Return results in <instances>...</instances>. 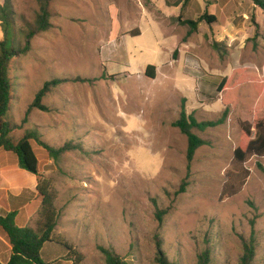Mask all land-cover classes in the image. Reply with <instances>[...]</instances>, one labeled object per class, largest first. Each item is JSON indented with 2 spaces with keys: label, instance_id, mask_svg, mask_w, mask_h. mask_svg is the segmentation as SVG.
Listing matches in <instances>:
<instances>
[{
  "label": "rangeland",
  "instance_id": "obj_1",
  "mask_svg": "<svg viewBox=\"0 0 264 264\" xmlns=\"http://www.w3.org/2000/svg\"><path fill=\"white\" fill-rule=\"evenodd\" d=\"M8 2L16 43L24 48L39 0ZM206 9L217 23L203 22L188 37L178 18L197 21ZM49 12L51 29L11 63L14 101L6 120L17 127L13 142L36 131L52 147L84 149L55 161L33 142L41 178L56 195L54 238L76 249L81 264H106L101 247L134 264H157L160 251L172 263L197 264L206 249L211 264H240L244 241L254 236L252 264H264L258 167L264 157L234 158L245 127L251 139L264 129V12L251 0H54ZM149 65L155 79L145 75ZM54 79L65 82L44 98L49 111L33 109L24 123L37 93ZM183 101L198 122L229 111L223 125L193 129L207 144L189 168L187 137L173 126ZM15 160L0 150L4 176L25 186L27 179L5 168ZM39 205L38 197L28 227L39 228ZM2 245L8 242L0 236L6 263L11 248ZM43 257L47 264H74L54 243Z\"/></svg>",
  "mask_w": 264,
  "mask_h": 264
},
{
  "label": "trees",
  "instance_id": "obj_2",
  "mask_svg": "<svg viewBox=\"0 0 264 264\" xmlns=\"http://www.w3.org/2000/svg\"><path fill=\"white\" fill-rule=\"evenodd\" d=\"M54 0H39L40 12L37 15L36 24L26 36V45L24 48H19L16 43V35L13 24V13L10 8L8 0L0 4V150L8 152L10 155L17 158V164L20 169H23L37 177V194L41 200L40 209V226L38 229L31 227H19L17 225V216L19 210L24 206L26 201L25 195L22 194L18 197L7 196L6 191L0 190V205L7 208V204L13 201H19L16 207L8 208L10 210L6 215H0V236L4 237L11 247V256L6 264H47L43 254L46 244H56L66 252L70 261L74 264H81L83 256L76 251L72 246L63 240L54 238V232L58 226L59 213L56 209L55 201L56 195L54 194L48 180H44L40 175V162L37 154L33 148V142H37L43 148L49 159L58 161L61 156L71 151H81L84 149L80 145H73L67 143L62 147L55 148L48 145L46 142L40 140L39 134L36 131H26L21 139L13 142L10 134L16 130V126L10 124L6 118L11 109L13 98V84L10 78L11 63L22 54L30 50L31 40L38 34L51 29L49 4ZM255 6L259 7L264 12V0H251ZM179 6V5H177ZM181 25L189 27L187 36L199 30L201 23L206 22L208 25L217 23V16L209 14L208 10L205 11L201 17L195 20H183L178 18ZM156 67L149 65L145 71L148 78L155 79ZM106 78V75H103ZM65 80L54 79L46 82L43 88L37 93L33 103L29 106L24 123L27 122L28 114L31 110L37 109L43 112L49 111L43 104L44 98L56 87L64 83ZM221 85L218 89H222ZM183 101L180 111L179 119L173 123L175 128H178L183 135L187 137V161L188 168L193 162L196 152L206 145V141L193 133V129L205 131L211 127L223 125L227 118L229 111L226 110L222 118L218 121L198 122L192 115H188L186 105ZM244 136L240 147L235 150L234 158L240 163H244L249 157L258 156L264 157V129L257 127V134L254 139H251L252 128L245 127ZM259 169L264 173V167L258 164ZM184 189V185L182 187ZM12 205V204H11ZM163 214H158V219L163 220ZM256 239L253 236L250 242L244 241V254L241 258L240 264H252L256 254ZM159 251L161 243H158ZM101 253L105 257L106 264H134L133 261L122 259L115 251L106 248H100ZM157 264H176L170 262L162 251L156 258ZM2 264V263H0ZM197 264H211V252L206 249L198 256Z\"/></svg>",
  "mask_w": 264,
  "mask_h": 264
},
{
  "label": "crops",
  "instance_id": "obj_3",
  "mask_svg": "<svg viewBox=\"0 0 264 264\" xmlns=\"http://www.w3.org/2000/svg\"><path fill=\"white\" fill-rule=\"evenodd\" d=\"M4 2L2 0V1H0V4H3ZM183 4L184 3H181L177 7H181V10H182V8L184 6ZM164 6L168 7L166 3L164 4ZM165 7H162V10ZM193 7H194V4L191 5L188 8V10H187L188 14H192ZM189 19L191 20L192 18H189ZM218 19L219 18L217 17V21H218ZM187 20H188V18H187ZM5 168H12V169L15 170L14 173H18V175H20V176L24 177L25 179H27V184H25V186H21V185L15 183L14 181H12L10 178H6L4 176L5 174H7L5 169L4 170H0V190L6 191L8 197H10L12 195H14V196H20L22 194L25 195L26 201L24 203V206L19 210V214L17 216V223H18L19 219H22V223H23L22 225L23 226H21V227H28L30 225L31 221H33L34 215L36 213V211H35V203H36V199L38 198V194H37V191H36L37 185H38L37 177L35 175L23 170V169H20L18 165L17 166L16 165H11V166L5 167ZM0 207H2V206L0 205ZM8 208H11V204L10 203L7 204V208H3L6 211V213L10 211V210H8ZM40 209H41V206L39 205L38 208H37L38 217H39V214H40ZM6 246H7L8 249L11 248L9 244L6 245ZM3 248L7 249L5 246H3ZM7 259L9 261L10 255H9V257ZM8 261L6 263H8ZM0 262H1V260H0ZM1 263L2 264H6V263H3V262H1Z\"/></svg>",
  "mask_w": 264,
  "mask_h": 264
}]
</instances>
